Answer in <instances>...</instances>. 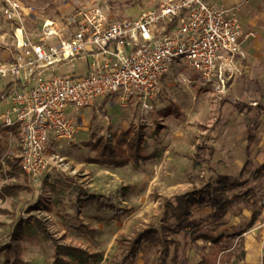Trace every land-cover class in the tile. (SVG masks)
<instances>
[{
  "label": "rangeland",
  "instance_id": "1",
  "mask_svg": "<svg viewBox=\"0 0 264 264\" xmlns=\"http://www.w3.org/2000/svg\"><path fill=\"white\" fill-rule=\"evenodd\" d=\"M87 4L101 5L111 17L122 20L137 15L154 2L78 0L65 12L57 10L48 16L55 15L66 30L67 17ZM254 11L261 41L252 54V62H248L235 81L234 88L244 93L240 100L231 92L213 91L202 83L195 70L176 62L144 102L136 98L118 107L111 100L110 105L119 108L118 118L107 108L98 105L96 109L95 103L89 106L91 110L68 107L67 113L75 116L78 125L73 139L50 137L45 147L46 174L33 183L20 173L17 181L28 189L0 199V264L6 253H11L3 248L11 240L17 246L20 261L14 264L51 263L53 243L45 237L37 220L60 242L99 252L101 258L95 264H108L116 251L118 235H130L157 220L163 197L207 183L216 186L219 195L229 196L241 190L221 183L222 175L244 180L245 188H251L248 195L253 192L255 199L248 205H234L221 223L203 222L202 233L226 235L217 245L202 237L183 243L175 235L179 245L171 244L170 264H196L202 254L211 251L217 252L214 264H264V0L259 1ZM12 22L0 11V35L6 33L10 43L14 38ZM31 29L37 32L36 24ZM2 44L0 37V47ZM75 64L79 69L83 66L82 62ZM157 122L160 128L156 131ZM131 125L142 126L144 151L150 154L149 158L123 166L89 161L104 142L112 141L118 131ZM207 130L208 142L216 150L210 161L196 163V146ZM18 138L15 134L11 144L0 147L2 161L19 158ZM195 176L197 179L193 181ZM15 180L0 176V186ZM78 187L111 195L117 206L129 208V212L114 218L109 211L95 210L90 202L76 209L73 204ZM208 211L207 207L192 210L195 217H205ZM79 220L94 229L91 237L75 229ZM153 255V247L144 245L133 264H152ZM10 257L13 259L12 253Z\"/></svg>",
  "mask_w": 264,
  "mask_h": 264
},
{
  "label": "built area",
  "instance_id": "2",
  "mask_svg": "<svg viewBox=\"0 0 264 264\" xmlns=\"http://www.w3.org/2000/svg\"><path fill=\"white\" fill-rule=\"evenodd\" d=\"M0 1V11L10 21H21L33 9L20 0ZM246 1L225 7L213 0H153L151 7L122 20L110 19L101 5L87 4L71 14L74 29L68 37H58L61 28L53 21L44 23L43 41L32 42L14 29L17 53L9 67L0 64V85L9 73L15 78L3 95L9 107L0 114V140L2 129L9 128L5 135L18 130L19 165L36 183L48 169L50 137L72 140L77 132L67 113L70 106L82 109L105 97L123 106L133 97L144 102L176 62L195 70L213 91L226 94L241 74L240 42L255 36L242 30L238 16ZM53 36L57 41H49ZM80 57L91 68L87 73L50 72L29 86L18 84L20 72L30 75Z\"/></svg>",
  "mask_w": 264,
  "mask_h": 264
},
{
  "label": "trees",
  "instance_id": "3",
  "mask_svg": "<svg viewBox=\"0 0 264 264\" xmlns=\"http://www.w3.org/2000/svg\"><path fill=\"white\" fill-rule=\"evenodd\" d=\"M3 95L4 92H0V100H2ZM141 127L131 125L126 130L119 131L112 141L104 142L98 149L96 156L89 158V161L111 166H123L128 162L138 163L149 158L150 154L144 151V136ZM159 128L160 125L157 122L156 131ZM208 140L209 130L200 136V142L196 146L198 150L194 155L196 163L210 161L214 155L215 146L209 143ZM20 173H22V170L19 165V158L8 157L2 161L0 155V176L16 179L0 186V199L15 195L19 190L28 189L25 184L17 181ZM196 179V176L192 178L193 181ZM219 179L221 183L227 184L229 188L241 190L229 196L219 195L216 186L207 183L200 188L163 197L160 203L161 212L157 220L134 230L130 235L125 233L118 235L115 240L116 251L109 258L108 264H133L144 245L153 247L152 264H170L171 244L176 243V245H179L174 237L175 235H179L183 243H186L187 240L202 237L217 245L226 235L212 236L202 233L203 222L206 221L209 224L221 223L225 214L234 205H248L255 199L253 192L248 195L251 188H245L244 180L236 179L231 175H222ZM88 202L93 203L97 211H109L114 218H119L129 212V208L117 206L111 195L88 192L80 187L76 188L74 208L78 209L80 205ZM204 207L209 210L205 217H195L193 215V209ZM37 223L45 237L53 243L50 264H95L100 260L101 254L99 252L90 251L79 245L62 243L45 228L41 221L37 220ZM74 227L88 237L93 235L94 229L89 228L80 220ZM13 243V240H11L3 246L5 249H10L13 255V259H11V253H6L3 264L20 262L17 256V246ZM216 254V251L202 254L196 264H214Z\"/></svg>",
  "mask_w": 264,
  "mask_h": 264
},
{
  "label": "crops",
  "instance_id": "4",
  "mask_svg": "<svg viewBox=\"0 0 264 264\" xmlns=\"http://www.w3.org/2000/svg\"><path fill=\"white\" fill-rule=\"evenodd\" d=\"M75 1H78V0H24V3L22 2V4L24 6H31L33 9H32V12H26L24 14L23 18L21 19V21H19V22L13 21L12 22L13 33H14V29L20 28L22 33L24 34V36L29 38L32 42H37L40 40L43 41L42 30H43V25L45 22L53 21L55 24H57L58 28H61L59 23L56 21L57 17L55 15L54 16H48V14L52 13L53 11L57 12V10L58 11L67 10L72 6V3H75ZM213 1L217 5H222L225 7H234V6H237L239 0H213ZM248 1L249 0L244 2L238 8L237 12H238V16H239V19L241 21V24H242V30L244 32L248 31V30H252V31H254L255 36L252 38H248L246 40H242L240 42L242 57L240 58L239 65L241 67V73H244L243 71L245 70L246 65L249 64L248 62H250V63L252 62V54H254V52L257 51V46H258L259 42L261 41V36L260 35L257 36L258 31L260 32V25H258L259 26V28H258L257 21L255 20L257 18H256L255 11H254V9L256 8V5L259 3L260 0H250L251 2H248ZM243 5H244V7H243ZM63 12H65V11H63ZM70 17L71 16L67 17V25H65L66 30H64V28L62 27L61 32L59 33L58 37H68L72 34L74 27H73V24L71 26L69 25V24H71L69 22ZM109 18L114 19L110 15H109ZM28 19H29V21H28ZM31 23H32V25H31ZM35 24H36L37 32H34L31 29L32 26ZM62 29L64 32H62ZM11 36H13V34ZM0 37H1V41H3V44L0 47V64L4 65L5 67H9L12 63L14 56L17 53V50L14 48V38L12 39V41L10 43V41L8 40V37L6 36V33H4L3 35L1 34ZM58 37L53 36L49 41H57ZM76 62H82L83 66H81L79 69L77 67V65L75 64ZM52 69H53V71H51ZM52 69H46V70L41 69V70H39V72H33L30 75H27L24 72H20L17 75L18 84L20 86H22V85H24V86L28 85L29 86L33 83L34 79L37 76H46L50 72L84 74V73H87L89 71V69H91V68L87 65L85 58L80 57V58H75V59L70 60V61L63 62L62 64H60L58 66L52 67ZM239 75H241V74H239ZM237 77H236V79H237ZM13 79H15V78L13 77V75L11 73L4 76L1 79V85H0L1 91L0 92H5V90L10 87L11 86L10 83L12 82ZM236 79L231 84L227 93L231 92L232 96L234 98H236L237 94H241L238 97V100H240L243 97L244 93H243V91H240V90H237L234 88V84H235ZM136 98L137 97H133L130 100H132V99L136 100ZM111 100H113V98H106V97L105 98H99L95 102V104H97V105H95L96 109H99V107H101V106L104 108H107V110L114 112L115 118H118V115L116 113L118 112L119 108L117 109L116 107L110 105ZM114 103L116 106L120 107L119 104H117L116 102H114ZM98 105H99V107H98ZM8 107H9L8 100L6 98H2V100H0V114L3 113ZM88 108H90V110H91V107H88ZM73 117L75 118V116H73ZM6 129H9V128H6ZM6 129H2L3 135H2V138L0 140V147H6L9 144H11L13 136H15V134H18V130L14 129L12 131L11 135H5V132H3V131ZM10 129H12V128H10ZM126 129H123V130H126Z\"/></svg>",
  "mask_w": 264,
  "mask_h": 264
}]
</instances>
